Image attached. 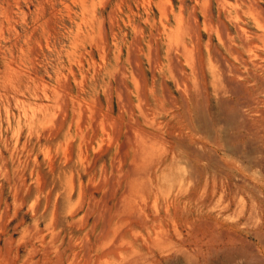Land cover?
I'll return each mask as SVG.
<instances>
[{"label": "rangeland", "instance_id": "374dc122", "mask_svg": "<svg viewBox=\"0 0 264 264\" xmlns=\"http://www.w3.org/2000/svg\"><path fill=\"white\" fill-rule=\"evenodd\" d=\"M0 264H264V0H0Z\"/></svg>", "mask_w": 264, "mask_h": 264}]
</instances>
